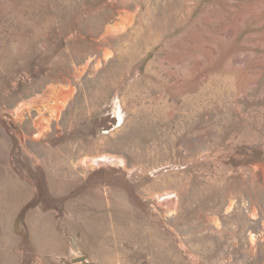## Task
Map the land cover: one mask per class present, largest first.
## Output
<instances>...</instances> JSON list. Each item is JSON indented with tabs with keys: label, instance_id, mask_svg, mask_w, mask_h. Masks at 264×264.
<instances>
[{
	"label": "rangeland",
	"instance_id": "rangeland-1",
	"mask_svg": "<svg viewBox=\"0 0 264 264\" xmlns=\"http://www.w3.org/2000/svg\"><path fill=\"white\" fill-rule=\"evenodd\" d=\"M0 264H264V0H0Z\"/></svg>",
	"mask_w": 264,
	"mask_h": 264
},
{
	"label": "water",
	"instance_id": "water-1",
	"mask_svg": "<svg viewBox=\"0 0 264 264\" xmlns=\"http://www.w3.org/2000/svg\"><path fill=\"white\" fill-rule=\"evenodd\" d=\"M85 260V257L84 256H80V257H77V258H73L72 261L73 262H76V261H83Z\"/></svg>",
	"mask_w": 264,
	"mask_h": 264
}]
</instances>
